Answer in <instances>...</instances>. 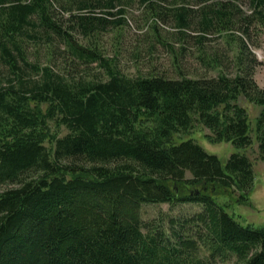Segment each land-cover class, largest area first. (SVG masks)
Listing matches in <instances>:
<instances>
[{"label": "trees", "instance_id": "16d2710c", "mask_svg": "<svg viewBox=\"0 0 264 264\" xmlns=\"http://www.w3.org/2000/svg\"><path fill=\"white\" fill-rule=\"evenodd\" d=\"M239 1L0 0V264H264V229L241 225L220 201L248 200L250 158L236 152L224 164L176 140L200 124L212 143L250 147L244 98L261 107L264 161V88L246 41L264 26V0H248V15ZM135 3L145 38L173 51L174 77H131L102 45ZM169 21L173 44L161 33ZM213 35L236 44L235 76L184 70L189 53L223 66L206 46ZM94 64L104 77L77 75ZM156 204L171 209L144 220ZM186 204L201 208L176 212Z\"/></svg>", "mask_w": 264, "mask_h": 264}, {"label": "rangeland", "instance_id": "374dc122", "mask_svg": "<svg viewBox=\"0 0 264 264\" xmlns=\"http://www.w3.org/2000/svg\"><path fill=\"white\" fill-rule=\"evenodd\" d=\"M167 6L174 7L168 0ZM215 0H194L196 6L210 5ZM242 10L248 14H252L253 9L248 0H241L237 3ZM148 25L145 24L143 18V10L138 3L132 5L128 13V26L121 31L122 36L117 32L106 33L101 38L102 45L106 48L109 56H118L119 66L122 71L131 76L137 77L148 73L166 74L170 77L175 76L173 67L174 54L170 47L163 43L157 42L155 38H145ZM142 29V30H141ZM163 38L172 44L175 41L177 33L172 21L163 25ZM195 35V34H194ZM174 36V38H173ZM247 44L252 52L253 58L257 64L254 67L253 78L259 87L264 88V26L254 23L250 27V37L247 38ZM177 47L179 42H176ZM190 45V44H189ZM206 46L210 52L219 51L223 53V66L218 69L207 68L201 61L196 58V53H189L183 58V67L192 75H206L209 77L218 76L222 70L230 76H235L239 72L237 62V46L236 44L228 45L225 38H218L213 35L210 41L206 42ZM191 51H196L193 47ZM59 68V67H58ZM60 68H62L60 66ZM85 69V70H84ZM80 70L79 74H89V76L104 77L102 69L96 66ZM239 104L243 106L249 115L251 125V136L253 144L246 149H236L230 142L212 143L207 135L210 131L202 125L197 124L196 128L191 133L177 136V142L182 140L192 139L199 144L208 154L216 155L224 164L227 163L230 156L236 152L247 155L253 163L255 181L251 192L248 194L247 201L241 202V194L235 193L233 199L221 196V202L228 203L226 211L233 216L243 226H253L264 229V161L260 158L259 142L256 134V119L260 114L261 107L252 104L241 98ZM65 128L62 129V135L66 134ZM188 177L190 174L188 173ZM239 202H238V201ZM182 207V208H181ZM201 207L196 204H186L179 206L176 212L183 209L187 212H194ZM171 207L167 204L146 205L143 207L142 214L144 220H150L158 215L160 211L169 212Z\"/></svg>", "mask_w": 264, "mask_h": 264}]
</instances>
